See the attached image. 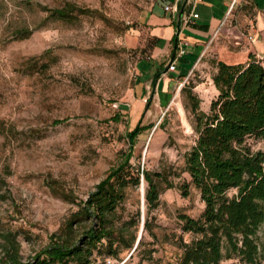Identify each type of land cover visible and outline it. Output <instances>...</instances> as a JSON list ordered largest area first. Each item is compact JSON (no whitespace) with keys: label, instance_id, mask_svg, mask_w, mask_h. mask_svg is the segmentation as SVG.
Wrapping results in <instances>:
<instances>
[{"label":"rangeland","instance_id":"rangeland-1","mask_svg":"<svg viewBox=\"0 0 264 264\" xmlns=\"http://www.w3.org/2000/svg\"><path fill=\"white\" fill-rule=\"evenodd\" d=\"M155 1L0 0V256L1 232L17 234L24 259L49 244L80 200L119 164L129 148L127 132L142 125L147 127L134 146V169L168 170L174 186L163 184L150 214L151 233L144 228L146 182L141 175L140 184L127 185L113 216L118 255L96 258L103 264H178L180 238L192 237L183 232L180 214L199 217L205 202L193 184L188 196L180 188L190 181L184 154L197 136L186 92L163 110L135 98L137 63L150 47V41L143 46L141 16ZM68 4L87 11L64 19L43 9ZM22 28L33 32L21 38ZM216 60L218 53H207L182 82L192 86L205 110L218 94ZM247 142L264 150L261 138ZM140 234L141 243L130 247ZM258 242L264 264V227Z\"/></svg>","mask_w":264,"mask_h":264},{"label":"trees","instance_id":"trees-1","mask_svg":"<svg viewBox=\"0 0 264 264\" xmlns=\"http://www.w3.org/2000/svg\"><path fill=\"white\" fill-rule=\"evenodd\" d=\"M43 9L64 19L87 11L75 4ZM32 32L22 28L19 37H28ZM215 65L213 81L218 94L209 110L202 108L192 86L186 84L181 89L192 104L197 135L184 154L183 172L188 173L190 181L180 184L181 193L188 196L193 184L205 208L199 217L180 214L183 232L192 237L180 238L178 264H226L224 259H236L230 264H261L258 235L264 227V150H254L247 139L264 140V63L251 53L246 62L216 60ZM120 113L114 116L117 120ZM62 121L56 119L55 123ZM146 127L139 125L127 132L129 148L122 152L119 164L109 169L86 199L80 200L65 226L34 255L24 259L17 234L1 232L0 264H103L98 262L97 254L116 257L113 216L124 198L125 187L140 184L141 175L146 182L144 199L148 208L144 228L152 233L150 214L159 204L163 184L173 187L174 182L168 170L134 169V146ZM233 189L236 192L230 194ZM84 222L83 232L77 235L75 226ZM142 237L139 242V236L135 237L130 247L135 243L137 247Z\"/></svg>","mask_w":264,"mask_h":264},{"label":"crops","instance_id":"crops-1","mask_svg":"<svg viewBox=\"0 0 264 264\" xmlns=\"http://www.w3.org/2000/svg\"><path fill=\"white\" fill-rule=\"evenodd\" d=\"M175 2L177 11L166 10L168 4ZM233 2L202 0L195 6V17L184 23L183 14L191 9L188 0H156L141 16L147 35L143 46L150 41V47L137 63L139 83L135 98L144 104L150 101L163 110L180 94L183 80L211 51L228 63L243 62L245 58L248 61L251 53L264 61V0ZM233 19L237 24H233ZM182 41L187 51L180 56ZM174 60L176 69L171 71L168 67Z\"/></svg>","mask_w":264,"mask_h":264},{"label":"built area","instance_id":"built-area-1","mask_svg":"<svg viewBox=\"0 0 264 264\" xmlns=\"http://www.w3.org/2000/svg\"><path fill=\"white\" fill-rule=\"evenodd\" d=\"M200 1H202V0H188V3H189V5H190L191 9H190V12H187V13H184V14H183L182 19H183L184 23H189V22L193 19V17H195V12H194V11H195V6H196V4H197L198 2H200ZM235 2H236V0H234L233 4H234ZM232 7H233V5H232L231 8L228 10L227 14H230V13H231ZM166 10L177 11V10H178V4H177V2L172 3V4H168V5L166 6ZM227 16H228V15H227ZM249 38H250V39H254V36H253V35H250ZM185 44H186V43H185L184 41L181 42V47H180V50H179V55H180V56H182V55H183L184 53H186V51H187V48H186ZM168 69L171 70V71H173V70L176 69V61H175V60L172 61V62L169 64Z\"/></svg>","mask_w":264,"mask_h":264},{"label":"water","instance_id":"water-1","mask_svg":"<svg viewBox=\"0 0 264 264\" xmlns=\"http://www.w3.org/2000/svg\"><path fill=\"white\" fill-rule=\"evenodd\" d=\"M141 236H142V234H140V236H139V239H138V242H139V240H140ZM138 242H137V243H138Z\"/></svg>","mask_w":264,"mask_h":264},{"label":"bare ground","instance_id":"bare-ground-1","mask_svg":"<svg viewBox=\"0 0 264 264\" xmlns=\"http://www.w3.org/2000/svg\"><path fill=\"white\" fill-rule=\"evenodd\" d=\"M145 210V209H144Z\"/></svg>","mask_w":264,"mask_h":264}]
</instances>
